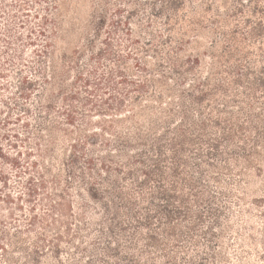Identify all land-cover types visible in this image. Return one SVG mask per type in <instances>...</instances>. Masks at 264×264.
<instances>
[{
    "label": "trees",
    "instance_id": "1",
    "mask_svg": "<svg viewBox=\"0 0 264 264\" xmlns=\"http://www.w3.org/2000/svg\"><path fill=\"white\" fill-rule=\"evenodd\" d=\"M89 3L0 0V264H190L264 203V0Z\"/></svg>",
    "mask_w": 264,
    "mask_h": 264
},
{
    "label": "rangeland",
    "instance_id": "2",
    "mask_svg": "<svg viewBox=\"0 0 264 264\" xmlns=\"http://www.w3.org/2000/svg\"><path fill=\"white\" fill-rule=\"evenodd\" d=\"M71 1L74 8L79 11L77 14L73 13L72 17H79L82 20V15L88 16L91 9L90 0ZM11 127L24 133L21 125ZM243 209L247 210L245 211L247 216L243 215ZM203 230L206 234L203 231L199 232V246L189 247L184 254L190 264H264V203L259 206L252 203L239 205L235 203L233 197L224 196V213L220 221L207 222ZM99 236L96 234L85 240L83 244L85 251H72L69 245L65 244L61 262L49 254L41 264H101L99 259L105 257L104 251L99 249L95 252L97 253L95 257H92L94 252L89 251L95 245L94 238L98 239ZM102 241L107 243L105 239ZM156 263L165 264L163 253L158 255Z\"/></svg>",
    "mask_w": 264,
    "mask_h": 264
}]
</instances>
